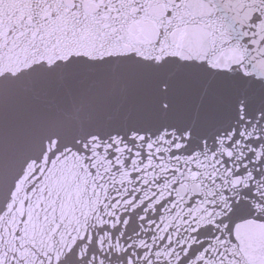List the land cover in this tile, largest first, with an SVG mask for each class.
Returning <instances> with one entry per match:
<instances>
[{
  "label": "snow or ice",
  "instance_id": "obj_1",
  "mask_svg": "<svg viewBox=\"0 0 264 264\" xmlns=\"http://www.w3.org/2000/svg\"><path fill=\"white\" fill-rule=\"evenodd\" d=\"M0 264H264V0H0Z\"/></svg>",
  "mask_w": 264,
  "mask_h": 264
}]
</instances>
